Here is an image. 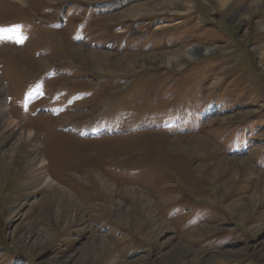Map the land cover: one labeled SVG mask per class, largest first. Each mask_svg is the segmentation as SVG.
<instances>
[{
  "label": "rangeland",
  "instance_id": "obj_1",
  "mask_svg": "<svg viewBox=\"0 0 264 264\" xmlns=\"http://www.w3.org/2000/svg\"><path fill=\"white\" fill-rule=\"evenodd\" d=\"M263 21L264 0H0V264H264ZM35 160L53 182H23Z\"/></svg>",
  "mask_w": 264,
  "mask_h": 264
},
{
  "label": "bare ground",
  "instance_id": "obj_2",
  "mask_svg": "<svg viewBox=\"0 0 264 264\" xmlns=\"http://www.w3.org/2000/svg\"><path fill=\"white\" fill-rule=\"evenodd\" d=\"M147 5H144L142 7H145ZM263 29H264V21L261 22L260 25H259V27H258V30L259 31L260 30H263ZM206 49L207 48L201 49V47L199 45L198 46H191V47H189L187 49V52H188L187 54L190 57L194 52H200V51H204ZM262 55H264V54L262 53ZM87 56H90L94 60L97 59L99 63H101L102 65H105V63H103V61H106V56L99 55L97 53L96 54H94V53L93 54H89ZM131 66L132 65L128 66L127 68H130ZM0 92H2V88L0 89ZM0 105H1V109H0V116H1V118H0V121L5 120L3 118H5V113H6L7 114V117H6V120H5V123H4V128H7L8 130L10 129V130H12V132H15V128H14L15 124H12L11 125V123H12L11 120L10 121L7 120V119H9V114H8L9 111L7 109L5 100L1 101L0 102ZM10 119H12V118H10ZM25 129L23 128V130L18 134V136L16 137V139L14 140V142L12 143V145L10 146V148H8V150H6V152H7L6 153L7 154V158H10V159H8L9 161L6 164L4 163L5 166L10 162V160L15 159L10 164H8V166H7L8 171H11L10 169H12L10 165H12L15 161H17L18 160V157L21 156L20 155V152H19V148L22 147V146H25L28 141L31 142L32 139H33V136L35 135V132L33 130L28 129V128H25ZM36 150H37L36 148L32 147V152L37 153ZM43 162H44V160L43 161L41 160V163H38L37 164L36 163V160H35V162H34L35 165H34L33 169L31 171H29L23 177V182L24 183L38 182L39 185H42V184H46L47 185V184H50L51 182H53L52 179L49 176L47 177L46 172H45V169H44V165L42 164ZM223 164L226 167H233L234 164L239 167V166H243V161H241V162L224 161ZM1 174L2 173L0 172V175ZM143 197H147V196L140 195L137 198V200L140 201V200L143 199ZM107 198L109 199L110 196H107L106 195V200H107ZM75 200H76L75 199V196L71 192H69L68 190L67 191H64V190L61 191V190H56L55 189L53 191V193L51 194V196H50L49 202L52 203V202H55L56 201L57 205H59L60 207H62V209H63L64 212H67L70 208H72L71 206L73 204L76 205L77 202L75 203ZM144 205L148 209H151L152 208L151 203H150V200L144 201ZM78 207L81 208L79 204H78ZM249 209L245 208L243 212L246 213V211L249 210ZM159 227L161 229H163L162 226H159ZM105 242L106 241L104 240V238L102 236L99 239V241H97V244L96 245H94V246L92 245V249L94 251V254L96 255V258L99 256V254L100 255L102 254V252H103V250L105 248H106V250L108 249V246H107V244ZM83 259H85V258H83Z\"/></svg>",
  "mask_w": 264,
  "mask_h": 264
},
{
  "label": "snow or ice",
  "instance_id": "obj_3",
  "mask_svg": "<svg viewBox=\"0 0 264 264\" xmlns=\"http://www.w3.org/2000/svg\"><path fill=\"white\" fill-rule=\"evenodd\" d=\"M0 31H5V30L0 29Z\"/></svg>",
  "mask_w": 264,
  "mask_h": 264
}]
</instances>
